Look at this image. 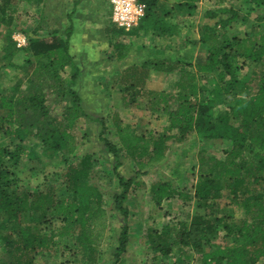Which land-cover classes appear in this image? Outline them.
Here are the masks:
<instances>
[{
  "label": "trees",
  "instance_id": "trees-1",
  "mask_svg": "<svg viewBox=\"0 0 264 264\" xmlns=\"http://www.w3.org/2000/svg\"><path fill=\"white\" fill-rule=\"evenodd\" d=\"M140 1L145 5V14L138 26L129 31L122 29L131 36L150 30L178 33V24L167 23L165 16L173 11L178 15L193 14L198 0L178 2L174 10L160 7V0ZM9 3L4 0L0 5V24L9 29L8 43L1 45L0 73L4 68L25 69L27 77L24 85L13 88L12 94L0 97V133L16 142L14 149L0 145V264H37V256L51 250L57 237L68 235L76 237L90 264L96 261V248L103 243L109 224L102 193L90 180L92 156L85 154L69 163L65 173L66 189L71 193L68 197H58L51 190L22 188L17 175L27 137L38 139L43 144V154L52 160L61 156V162L68 163L69 156L77 150L76 129L85 112L82 98L73 88L81 73L71 52L73 25L67 29L66 37L54 29L48 39H29L24 49L30 55L16 60L14 56L20 48L10 33V13L16 9L10 10ZM245 3L251 5V11L221 7L206 12L208 17L218 19L200 25L199 39L192 42L203 44L206 52L203 60L196 63V71L187 69L192 61L178 54L152 63L130 64L124 69V104L130 106L143 95L150 110L167 115L165 132L137 133L115 115L118 146L104 136L105 119H96L102 127L101 139L116 161L114 172L122 190L115 195V207L125 221L129 216L125 205L128 194L140 182L119 173L121 152L133 158L138 172L145 174L166 159L171 139L183 140L195 133L200 139L227 144L223 157L204 155L199 159L190 223L181 221L162 230L148 229L149 248L163 256L177 247L181 252L192 248L200 253L203 264H258L264 259V20L257 16L258 27H251L244 37L233 31L250 21L254 9H264V0ZM113 46L119 49L118 58L125 59L130 45L116 41ZM242 59L254 64L245 74L241 73ZM149 64L158 71L180 72L174 93L146 87ZM199 75H206L207 82L199 83ZM52 95L65 104L60 114L53 113ZM221 105L225 109L218 111ZM34 154L39 157L35 151ZM151 192L158 206L175 196L185 200L190 197L165 180L152 184ZM233 205L242 210L241 217L235 215ZM222 232L224 243L214 242ZM129 240V226L125 223L112 264H119Z\"/></svg>",
  "mask_w": 264,
  "mask_h": 264
},
{
  "label": "rangeland",
  "instance_id": "rangeland-1",
  "mask_svg": "<svg viewBox=\"0 0 264 264\" xmlns=\"http://www.w3.org/2000/svg\"><path fill=\"white\" fill-rule=\"evenodd\" d=\"M79 1L65 0L62 7H58L56 3L54 6L52 4L47 6L46 3L43 4L38 0L32 3L27 0H11L9 3L10 10L13 7L16 9L10 13L13 17L11 38L16 44L15 37L21 34L28 41L26 46L20 49L18 47L19 50L14 56L16 60L30 55L24 49L29 45V39L35 36L48 39L54 29H59L66 37L67 29L73 25V34L70 39L71 52L81 71L74 81L73 88L80 94L85 112L76 129L77 150L74 155L69 156L68 163L61 162V156L53 160L45 156L43 144L38 139L32 136L26 138L25 152L21 159L20 169L17 171L20 177L18 185L31 190H51L58 197H68L71 193L66 189L65 173L69 163L78 161L85 154H90L93 159L90 180L102 193L103 206L108 213L109 222L105 239L96 248V261L90 264L113 263L119 243L118 237L125 223L129 226L130 240L119 264H203L201 254L192 248H185L181 252L175 247L167 256L155 252L149 248L147 231L149 228L162 230L166 225L174 226L175 223L181 221L190 223L195 209L194 186L199 173V159L204 155L223 157L227 144L220 140L200 139L195 133L183 140L171 139L168 142L166 159L145 174L138 172L139 168L133 158L125 151L121 152L119 173L126 179H135L140 182L133 186L128 194L125 205L129 210V216L125 221L124 216L115 207V195L122 190L114 172L116 161L113 154L108 151L104 140L101 139L102 127L96 119L99 117L105 119L107 129L104 136L119 146L120 142L114 126L115 115L120 117L123 124L132 126L137 133L145 134L165 132L168 117L163 112L150 110L149 102L143 95L130 106L124 104L125 82L122 77L124 69L129 64L124 59L118 58L119 49L115 48L113 43L118 41L130 45L127 54L130 56L129 63L139 61L141 65L146 58L143 59L136 55L135 43L133 46L134 36L129 35L112 22L109 0H94V4L86 7L85 10L80 9ZM3 2L4 0H0V5ZM221 7H233L245 12L252 10L251 5L246 4L245 0H202L199 2V10L194 18L197 21L199 19L200 23L204 18L213 23L218 18H210L206 12L208 9ZM220 15L221 13L219 17ZM259 15L263 22L264 9H254L250 21L239 24L233 31L241 37L249 34L251 27H258L256 17ZM8 31L9 29L0 24V57L3 53L1 45L8 43ZM109 38L112 40L111 43ZM177 43L183 44L182 42ZM183 45L185 50L192 48L195 57L191 60L192 65L186 68L196 71L195 65L205 57V49L202 52V46L200 48L198 44L195 45L192 42H186ZM241 61L243 63L242 74L254 68V64L249 60L242 59ZM150 70H147L149 73L146 80L147 88L169 93L176 91L175 82L180 77L179 71L160 73L150 72ZM26 77L25 69L4 68L0 73V97L3 94H12L14 87L24 85ZM198 77L199 83L207 82L206 75ZM51 97L53 113L60 114L65 105L64 102L58 100L55 95ZM217 108L218 111H223L225 106L221 105ZM0 145L14 149L16 142H12V139L0 133ZM34 151L39 157L34 156ZM164 180L171 182L181 193L188 194L190 197L185 200L175 196L164 200L158 206L152 198L151 186L157 181ZM233 208L237 217L243 215L242 210L234 205ZM217 236L214 242L224 243L223 232ZM36 263L89 264V258L87 253L80 249L76 237L68 235L57 237L56 245L51 250H44L40 253L36 258ZM258 264H264V259H261Z\"/></svg>",
  "mask_w": 264,
  "mask_h": 264
},
{
  "label": "crops",
  "instance_id": "crops-1",
  "mask_svg": "<svg viewBox=\"0 0 264 264\" xmlns=\"http://www.w3.org/2000/svg\"><path fill=\"white\" fill-rule=\"evenodd\" d=\"M11 1V0H10ZM79 1V0H78ZM185 0H160L159 4L160 7H163L167 10L170 9H175V5L178 2H184ZM202 0H198L196 2V10L195 13L193 14H187V15H178L177 12H174L169 15V16H165V20L167 23L170 22H174L178 24V33L176 34H162L160 32L154 31V30H150L149 32H147L146 34H142L139 36H134L133 38V46L135 43V52L136 55H138L141 58H146L144 59L145 61H143V63H152V61H155L157 59H162V58H170V57H174L177 54L178 55H184L186 58H188V60H193L194 57V52L191 49L189 50H185L186 48H184V45L188 40V42H196L199 39V27L200 25L204 24V23H209L210 21L208 19H203V21L200 23L199 19L197 21V19L194 18V16H196L197 11L199 10V2ZM29 2V1H28ZM34 2V1H33ZM64 2L65 0H42V3H46L47 6H50L51 4L54 6L55 3L57 4V6L62 7L64 6ZM32 3V2H31ZM92 3L94 4V0H80L79 1V6L80 9L82 10V8H84L83 10L86 9V7H91ZM111 7V5H110ZM208 10H212V9H208ZM111 14H112V8H111ZM79 22V19H78ZM80 24V22H79ZM80 27V25H79ZM177 42H182L183 44H178ZM139 45V46H137ZM196 45V44H195ZM201 48V46H203V44H198ZM184 48H182V47ZM134 49V48H132ZM131 49V50H132ZM182 49L184 50L182 52ZM204 49L201 48V51L203 52ZM125 62H127V64H140L139 61H133L132 63L130 62V56L125 57ZM203 60V58H202ZM142 63V64H143ZM141 64V65H142ZM127 65V66H129ZM150 72L152 71H156V72H164L162 70L158 71L155 69L154 66L150 65ZM153 67V68H152Z\"/></svg>",
  "mask_w": 264,
  "mask_h": 264
},
{
  "label": "built area",
  "instance_id": "built-area-1",
  "mask_svg": "<svg viewBox=\"0 0 264 264\" xmlns=\"http://www.w3.org/2000/svg\"><path fill=\"white\" fill-rule=\"evenodd\" d=\"M112 8V22L119 28L129 31L136 26L145 14V5L140 0H109ZM16 46L22 48L28 41L24 35L15 37Z\"/></svg>",
  "mask_w": 264,
  "mask_h": 264
}]
</instances>
